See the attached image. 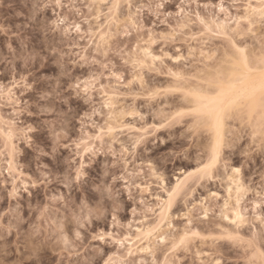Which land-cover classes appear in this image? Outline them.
Returning a JSON list of instances; mask_svg holds the SVG:
<instances>
[{"label":"snow or ice","instance_id":"6c2138e0","mask_svg":"<svg viewBox=\"0 0 264 264\" xmlns=\"http://www.w3.org/2000/svg\"><path fill=\"white\" fill-rule=\"evenodd\" d=\"M3 7L11 8L12 0H0ZM27 7L25 22L35 21L33 26L46 36L53 34L45 55L56 67L46 75L41 71L44 58L27 47L22 34L0 25V133L13 142L20 139L36 163L35 178L25 181L15 178L10 160L13 182L0 185V197L7 202L0 207V241L12 236L14 228L25 229L23 244L17 239V264H264V171L246 184L237 182L235 218L212 235L200 228L214 216L204 200L197 203L198 197L189 196L195 189L165 184L168 165L177 155L169 151L171 144L161 141L153 150L143 136L117 139L123 129L113 124V99L127 90L118 86L127 79L118 75L122 70L152 68L165 58H175V67L197 47L202 57L206 52L234 59L264 55V0H32ZM72 33L76 43L91 40L84 49L88 54L64 59L66 50L56 37L63 40ZM161 44L169 47L154 54L151 46ZM107 89L113 90L112 98ZM97 90L106 98L99 109L89 95ZM143 91L145 101H154L151 89ZM97 116H106L102 124ZM89 122L99 129L94 137L73 141L77 126L83 132ZM223 123L225 131L209 142L208 162L197 169L199 179H213L236 141L240 148L258 146L264 155V133L235 136L226 130L234 123L227 114ZM187 135L194 142L207 139L194 128ZM73 143L74 158L65 160L59 153ZM100 156L102 168L93 172L86 161ZM241 167L232 171L239 175ZM128 208L137 218L134 240L118 220L127 219L121 213ZM49 253L56 258L46 260Z\"/></svg>","mask_w":264,"mask_h":264},{"label":"rangeland","instance_id":"374dc122","mask_svg":"<svg viewBox=\"0 0 264 264\" xmlns=\"http://www.w3.org/2000/svg\"><path fill=\"white\" fill-rule=\"evenodd\" d=\"M208 2H211V0H208ZM226 2H231V0H226ZM31 3L32 0H12L11 8H0V25H7L10 31L22 34L21 38L27 47L34 49L44 58L46 68L42 66L41 71L51 76L56 65L49 59L50 54L45 55V53H48V46L51 43L53 34L49 32L46 36L39 27L33 26L35 21L31 24L25 22L29 11L27 6ZM208 11L211 12V9ZM20 12L25 15L23 17L16 15V13ZM46 15L50 17L51 12ZM43 19L44 16H41V20ZM73 35L76 34L72 33L61 40V37L57 34V44L65 49L67 53L64 59H68V57L77 59V53L79 56L88 54L84 49L91 44V40H82L76 43V41L72 40ZM77 40H79L78 36ZM73 44L76 45L75 50L73 49ZM161 47L167 50L169 45L151 46L152 49H155L154 54L156 55H161ZM42 48L43 51H41ZM221 51L223 52V49ZM168 55H171V53L169 52ZM184 55H187V53H184ZM148 63L152 64L153 62L149 60ZM174 63H176L175 58L171 62L165 58L162 63L159 61L155 62V67L152 68L133 71L129 67L127 72L122 70L118 73L122 77H127L118 85L121 89L126 87L127 90H121L116 93L113 99V103L116 105L113 124L117 129H123V132L116 138L127 139L129 137L143 136L145 142L153 150L157 143L167 140L172 146L169 151L175 150L177 155L173 163L168 165V171L165 174L167 176L165 184L169 187H175L177 183L181 184V186L191 185L195 189V193L189 192V196L198 197L197 203L200 200H204V206L208 208L209 216H214L212 219L203 221L200 228L206 229L209 234L218 235L220 230L228 228L230 220L234 218L232 206L237 198V193H235V188H233L234 181L239 177L246 184L250 182L252 177L258 176L261 171H264V155H261L258 146L256 149H250L248 144H245L243 148H240V141H236L235 146L226 149L225 158L218 165V172L213 176V179H199L198 176L200 174L197 173V169L202 166V163L208 162L210 154L209 142L213 140L215 132L213 131L211 116H208L209 114L201 109L200 100H195L199 99L200 95H204L207 98L217 96L218 88L221 85L231 84L235 79L233 72L241 69L244 64L252 68V74L253 76L255 75V77L252 76L253 79L259 80L258 78H262L264 75V55L249 59H234L227 54L216 57L206 52L202 57L200 48L197 47L192 55L181 61L177 66L174 67ZM0 75H3V73L0 72ZM104 83H108L107 78H105ZM112 83L113 86H117V82L114 79ZM143 89H151L155 93L152 97L154 101H145L146 93ZM107 91L108 97L112 98L113 90L107 89ZM235 91L237 93V90ZM89 95H94V103L98 109L101 103L106 102V98L100 90L95 93L90 92ZM263 99L264 97H262ZM161 100L163 103L160 102ZM196 102H200V104L198 105ZM152 103H155V108L151 107ZM247 103V100L239 97L234 103L235 105L227 110V116L234 122L231 128L226 129L230 134L240 136L247 131L249 137H251L253 134L264 133V105L257 107L252 112ZM81 107L83 108L84 105L81 104ZM108 111V109L104 110L105 113H108ZM149 112L152 114L151 117H149ZM116 117H119V119H116ZM105 118L106 116L104 118L94 117L97 124H102ZM187 120H192L193 123L185 126L184 122ZM222 121H224L223 118ZM236 125H239V127H236ZM188 128H194L198 134L202 133L207 139L201 141L200 137H196L194 142V138L187 135ZM223 129L225 131V127ZM98 130V128L93 129L90 122L83 129V132L77 126L73 141H78L81 136L87 141L89 137H94L95 132ZM92 142L95 143L94 140ZM13 143H15V149H13ZM250 143L251 140H249ZM89 147H91V144H89ZM75 152L76 147L73 143L67 152L59 154L67 160L69 157L74 158ZM103 159V156L93 157L91 160L86 161V164L93 172H99L102 168V163L98 164L97 160L102 162ZM10 160L12 161L13 175L17 180L23 179L27 181L29 178H35V159L29 154L26 145L20 139H16L13 142L6 135L0 133V185L13 182V175L8 172ZM234 167H241L239 175L232 171ZM229 185L232 187H229ZM229 188H232L233 191L229 192ZM213 192L216 193L215 196H212ZM0 207H7V202L3 197H0ZM132 207H135V205L133 204ZM221 213L223 216H227L228 219H223ZM173 215H176L175 211ZM123 216H127V219L118 218V220L124 225L125 234L132 236L134 240L135 235L133 234L138 226L137 218L133 217L131 208L122 212L121 217ZM129 222L132 224L131 230L128 229ZM108 225L111 228L110 220ZM143 227H147V224ZM243 230L244 228L241 227V232ZM24 236L25 229L21 225L19 230L13 229L12 236L7 240L0 241V264H17L21 258L17 239L19 238L20 243L23 244ZM44 258L51 261L56 257L54 253H49ZM229 258L231 259L232 257ZM241 259H245V257L242 256Z\"/></svg>","mask_w":264,"mask_h":264},{"label":"bare ground","instance_id":"6f19581e","mask_svg":"<svg viewBox=\"0 0 264 264\" xmlns=\"http://www.w3.org/2000/svg\"><path fill=\"white\" fill-rule=\"evenodd\" d=\"M251 69L252 68H250V66H247L246 64H244L243 66H241V69L233 72L235 79L231 84L221 85L218 88L217 96H213V97L211 96L212 98H207L204 95H200L199 99L195 100V101L200 100L201 109L205 111L206 113H208L209 115L208 114L207 115L211 116L210 118H212V124L214 127V130L213 129L212 130L215 132L213 134L214 135L213 140L216 139L224 131L223 129L224 123L222 125V122H223L222 118L224 120L223 116L227 113V110L231 109V107L235 105L234 103L239 97H243L245 100H247L248 102L247 104H249V109L251 111L255 110L257 107L264 105L263 103L264 99L262 100V97H264V75L262 76V78L260 77L258 78L259 80L256 81V78H254L255 80L253 79L255 75L253 76ZM238 82L240 83L238 84ZM235 90H237V93ZM200 102L199 103L196 102V103H198L199 105ZM238 181L243 182L241 178L237 177V180L234 181V187H233L235 188V191H236V186H237ZM229 187H232V186L229 185ZM235 193H237V191Z\"/></svg>","mask_w":264,"mask_h":264}]
</instances>
